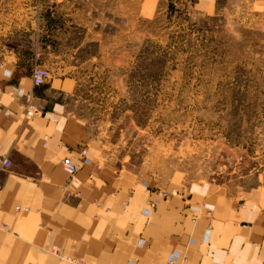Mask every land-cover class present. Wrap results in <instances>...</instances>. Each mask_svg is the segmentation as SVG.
<instances>
[{
  "label": "crops",
  "instance_id": "obj_1",
  "mask_svg": "<svg viewBox=\"0 0 264 264\" xmlns=\"http://www.w3.org/2000/svg\"><path fill=\"white\" fill-rule=\"evenodd\" d=\"M98 1L99 12H110L108 0ZM169 1L176 3L140 0L139 8L150 16ZM97 10L95 0H55L58 47H74L73 55L58 50V67L46 56L47 39L35 41L30 27L0 13V264H74L52 253L53 245L83 264H168L173 257L174 264H264V184L177 186L119 161L94 131L79 82L98 56L76 51L110 41ZM35 67L49 71L43 84L33 83ZM66 156L77 166L72 175L61 164ZM156 189L175 191L144 213Z\"/></svg>",
  "mask_w": 264,
  "mask_h": 264
},
{
  "label": "rangeland",
  "instance_id": "obj_2",
  "mask_svg": "<svg viewBox=\"0 0 264 264\" xmlns=\"http://www.w3.org/2000/svg\"><path fill=\"white\" fill-rule=\"evenodd\" d=\"M195 3L145 16L140 0H108L110 12L95 0L110 41L77 47L82 59L98 56L81 70L87 117L119 161L177 186L264 184V0ZM6 10L47 39L56 67L58 50L74 48L58 47L55 0H0Z\"/></svg>",
  "mask_w": 264,
  "mask_h": 264
},
{
  "label": "built area",
  "instance_id": "obj_3",
  "mask_svg": "<svg viewBox=\"0 0 264 264\" xmlns=\"http://www.w3.org/2000/svg\"><path fill=\"white\" fill-rule=\"evenodd\" d=\"M32 80H33V83L36 84V85H40V84H43V82L49 78V71L47 68H41V67H35L33 70H32ZM32 114V111L29 110L27 111V116L31 115ZM80 154H81V159L83 161H87L88 158H87V150L86 148H81L80 149ZM3 164L4 166H7L9 164V161L7 159H5L3 161ZM61 164L63 167H65L66 171L72 175L76 172L77 170V166L73 163V161L71 160L70 157L66 156L62 159L61 161ZM145 188H146V191H150V188H149V185L148 183H145ZM175 191V189H172V191H166V190H160V189H156L155 191H153L155 193V195H158V197L156 199H149L147 201V207L144 209V213H148L149 209H154L156 206H157V203L159 202L160 199H164L166 198L167 196L171 195L173 192ZM127 202L125 201L124 204H126ZM17 210H27V207H23L21 208L20 206H17ZM51 251L52 253H54L55 255H57V257L59 259H62V260H67L71 263H74V264H83V261L80 260V259H77V258H74L70 255H67V254H63L61 252V249L56 246V245H53L51 247ZM176 260V257H173L169 260V263L168 264H174V261ZM132 264V263H130Z\"/></svg>",
  "mask_w": 264,
  "mask_h": 264
}]
</instances>
